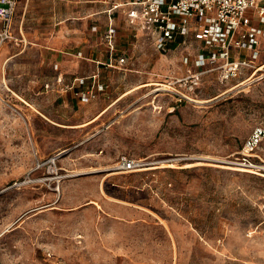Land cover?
Instances as JSON below:
<instances>
[{
    "label": "rangeland",
    "instance_id": "obj_1",
    "mask_svg": "<svg viewBox=\"0 0 264 264\" xmlns=\"http://www.w3.org/2000/svg\"><path fill=\"white\" fill-rule=\"evenodd\" d=\"M25 1L14 38L38 24L50 36L59 22L65 51L86 57L100 42L88 3ZM135 12L115 18L126 67L101 69L107 87L92 99L63 106L47 91L27 105L20 68L0 63V264H264V138L259 168L232 162L264 127V41L250 79L222 83L208 70L191 88L170 82L194 69L198 46L156 49ZM120 156L142 166L115 170Z\"/></svg>",
    "mask_w": 264,
    "mask_h": 264
},
{
    "label": "built area",
    "instance_id": "obj_2",
    "mask_svg": "<svg viewBox=\"0 0 264 264\" xmlns=\"http://www.w3.org/2000/svg\"><path fill=\"white\" fill-rule=\"evenodd\" d=\"M16 1L0 0V20L3 22L0 41L10 36L9 25ZM102 1L108 3L106 11L109 14L124 4L121 0ZM126 3L132 6L130 11H136V15L149 26L156 49L166 51L174 42L191 44L193 41L198 46L193 57L194 69L170 83L196 87L208 70H215L222 83L237 79L250 70V76L245 79L248 80L259 69L256 62L260 55V41H264V0H129ZM251 20H256L258 25L251 24ZM102 37L112 49L115 27L109 24ZM124 63V55L117 57V66ZM104 87V83H96L76 94L80 99L88 100ZM175 94L178 101L191 100L188 94ZM263 138L264 127H253L241 142L233 165L259 168L254 164L253 156ZM57 155L47 159L48 167L55 165ZM140 166L142 163L137 159L120 156L113 168L129 171Z\"/></svg>",
    "mask_w": 264,
    "mask_h": 264
},
{
    "label": "crops",
    "instance_id": "obj_3",
    "mask_svg": "<svg viewBox=\"0 0 264 264\" xmlns=\"http://www.w3.org/2000/svg\"><path fill=\"white\" fill-rule=\"evenodd\" d=\"M72 1L77 5L88 3L92 8V11L88 15L89 35L91 38L99 39L100 42L93 46L94 49H91L86 57L81 55V50L79 49H76L74 53L63 50L65 47L64 41L62 40L64 30L59 28L61 24L59 22L56 23L57 26H54L55 28L50 36L45 31V28H41L40 24H38L39 28H32L28 33H22V37L14 38L12 31L14 17L18 7V0L16 1L15 10L9 25L10 36L0 41V63L11 64L14 68L17 66L20 68V70H15L22 73L19 80L26 90V94L22 97V100L27 105L41 101L40 97L45 96L47 91H56L59 93L58 98H60L63 106H68L70 103L72 105L77 104L78 102L74 97L78 90L88 88L96 83H103V81L99 80L101 69L122 70L126 67L127 53L116 45L117 32L116 37L113 39L112 49L109 48L108 43L103 39L102 33L109 24L116 27L115 18L119 13L130 11L132 6L126 3L129 0H121L124 4L118 7L112 14L106 11L108 3L102 0ZM29 3L31 1L26 0L24 6L27 7ZM46 3L52 7H59L62 4L61 0H48ZM47 18L51 19L50 16H42L40 19L35 17L32 20L45 21ZM25 19L24 12V15L20 16L18 22L23 23ZM2 27L3 22L0 20V29ZM13 38L22 44L20 43L19 47H15L18 44L16 43L17 41L13 42L14 44L10 43V40ZM121 55L125 56V63L117 66L116 59ZM79 58L86 61H81ZM68 61H70V66H68ZM14 78L15 81L18 80L16 76ZM102 93L101 90L96 94L100 95ZM102 112L101 110L89 122L94 120Z\"/></svg>",
    "mask_w": 264,
    "mask_h": 264
},
{
    "label": "bare ground",
    "instance_id": "obj_4",
    "mask_svg": "<svg viewBox=\"0 0 264 264\" xmlns=\"http://www.w3.org/2000/svg\"><path fill=\"white\" fill-rule=\"evenodd\" d=\"M261 68V66L259 67V69ZM156 85H159V84H156ZM160 89H165V88H160ZM167 89V88H166ZM221 166H225V165H221ZM225 167H228V166H225ZM232 168V167H231ZM234 168V167H233ZM235 169H237V168H235ZM238 169H245V168H238ZM246 170H248V169H246Z\"/></svg>",
    "mask_w": 264,
    "mask_h": 264
}]
</instances>
